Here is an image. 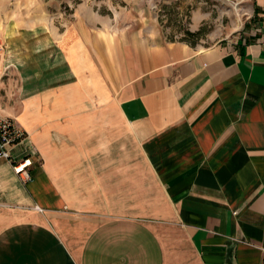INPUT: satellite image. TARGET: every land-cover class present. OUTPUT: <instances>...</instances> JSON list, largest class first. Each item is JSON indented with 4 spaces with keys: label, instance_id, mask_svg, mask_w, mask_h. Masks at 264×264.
<instances>
[{
    "label": "crops",
    "instance_id": "crops-1",
    "mask_svg": "<svg viewBox=\"0 0 264 264\" xmlns=\"http://www.w3.org/2000/svg\"><path fill=\"white\" fill-rule=\"evenodd\" d=\"M243 7L208 46L90 0L0 24L32 177L0 159V264H264V0Z\"/></svg>",
    "mask_w": 264,
    "mask_h": 264
},
{
    "label": "rangeland",
    "instance_id": "rangeland-1",
    "mask_svg": "<svg viewBox=\"0 0 264 264\" xmlns=\"http://www.w3.org/2000/svg\"><path fill=\"white\" fill-rule=\"evenodd\" d=\"M83 0H33L30 5L16 9L13 3L5 7L0 0V24L11 18L43 20L60 30L71 18L72 8ZM87 1V0H85ZM98 11L117 8L145 16V22L168 40L185 41L190 45L213 44L236 36L244 24L246 11L236 0H90ZM196 36L185 32L198 31ZM14 75H12L13 77ZM2 76H0L1 78Z\"/></svg>",
    "mask_w": 264,
    "mask_h": 264
},
{
    "label": "built area",
    "instance_id": "built-area-1",
    "mask_svg": "<svg viewBox=\"0 0 264 264\" xmlns=\"http://www.w3.org/2000/svg\"><path fill=\"white\" fill-rule=\"evenodd\" d=\"M252 0H236V4L248 3ZM27 137L25 131L13 118L0 115V159L10 160L12 169L19 176L20 181L26 183L31 181L32 177L29 174L28 167L31 165V160L25 156L19 162L11 159L10 148Z\"/></svg>",
    "mask_w": 264,
    "mask_h": 264
},
{
    "label": "trees",
    "instance_id": "trees-1",
    "mask_svg": "<svg viewBox=\"0 0 264 264\" xmlns=\"http://www.w3.org/2000/svg\"><path fill=\"white\" fill-rule=\"evenodd\" d=\"M185 33H186V35L193 37V36H196V35L199 34V30H198V31H193V32H189V31H187V32H185ZM191 45H192V44H191Z\"/></svg>",
    "mask_w": 264,
    "mask_h": 264
}]
</instances>
